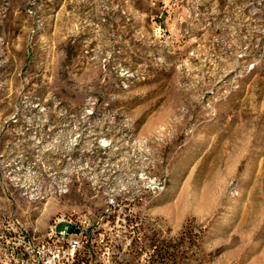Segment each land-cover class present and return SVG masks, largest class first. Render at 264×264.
I'll return each mask as SVG.
<instances>
[{
  "label": "rangeland",
  "instance_id": "1",
  "mask_svg": "<svg viewBox=\"0 0 264 264\" xmlns=\"http://www.w3.org/2000/svg\"><path fill=\"white\" fill-rule=\"evenodd\" d=\"M0 264H264V0H0Z\"/></svg>",
  "mask_w": 264,
  "mask_h": 264
},
{
  "label": "built area",
  "instance_id": "2",
  "mask_svg": "<svg viewBox=\"0 0 264 264\" xmlns=\"http://www.w3.org/2000/svg\"><path fill=\"white\" fill-rule=\"evenodd\" d=\"M59 240L64 244L63 254L67 258H74L81 247V237L86 231L84 224L79 220H65L58 218L51 228Z\"/></svg>",
  "mask_w": 264,
  "mask_h": 264
}]
</instances>
